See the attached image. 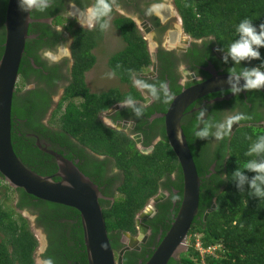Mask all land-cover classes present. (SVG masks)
Segmentation results:
<instances>
[{
    "label": "trees",
    "instance_id": "obj_1",
    "mask_svg": "<svg viewBox=\"0 0 264 264\" xmlns=\"http://www.w3.org/2000/svg\"><path fill=\"white\" fill-rule=\"evenodd\" d=\"M7 1L0 0V57L3 51ZM176 1L185 31L196 38L214 37L217 46L227 53L230 45L240 38L237 28L241 21L250 19L258 32L260 25H264V0ZM55 11V8L49 12L45 9L40 12L32 9L30 17L44 18ZM61 19V16H58L54 22L60 24ZM97 23V28L92 30L80 26L71 28V24L68 26L73 36L71 48L74 66L73 80L65 96L69 95L68 92L73 95L78 91L88 96L82 73L95 63V56L91 50L101 40L103 16L97 19ZM115 26L125 44L112 56L110 65L114 74L126 82L129 81L131 71L149 63V57L144 42L128 18L118 19ZM28 34H37V37L26 40L18 70L22 80L35 71L26 55L32 56L35 64L43 66L36 51L45 47L43 38L49 34L48 25L44 22H31L28 25ZM259 52V57L245 59L253 62L257 68H262L264 46L259 48ZM22 85H24L22 82L21 85H16L11 105L13 150L19 160L33 172L43 176L53 175L57 170L54 158L40 150L34 140L27 135L34 133L40 138L50 135V130L42 123L47 110V95L41 89L29 90L19 95L18 91ZM98 98L99 100L84 104L83 109L70 104L65 112L62 113L61 110L57 126L64 133H57L50 142L64 145L70 136L91 143L99 154L115 155L118 165L123 169L125 166L130 167L125 182L119 187L121 194L117 195L113 203L99 200L108 237L116 252L122 246L118 242L119 232L134 230V217L157 193L158 180L165 174L180 171V168L172 149L163 140L156 144L152 154L143 155L134 148L133 142L124 133L104 126L97 115L110 104L104 101V97ZM183 133L200 179L198 211L192 221L189 235L194 237L199 234L204 247L215 243L222 245L218 258L206 257V264H264V197L255 195L250 187V182L257 173L245 167L249 161L264 160V153L248 154L258 137L264 135V128L253 126L237 128L229 137L228 143L226 136L224 142L216 147L215 156L207 151L209 145L207 136L200 138L197 148L191 144L197 137L194 128L184 127ZM224 153L228 157L222 166ZM219 155L215 172L210 174L211 180L208 181L205 174L209 173L208 167ZM237 170L246 177L243 183L234 175ZM125 171L128 172L126 169ZM221 172L225 175L224 179L220 178ZM213 177L218 183L214 184ZM181 178L180 174L179 181H171L169 185L181 188ZM54 179L57 180L56 177ZM0 183L6 199L9 193H16L17 199L14 208L0 202V264H36L34 252L38 242L28 220L21 214L22 210L30 211L35 216V223L46 235L47 246L41 255L43 260L49 264H87L81 222L76 209L38 199L27 194L22 188H13L1 174ZM207 210L210 212L204 220L203 216ZM197 254L189 245L188 250L182 253L179 259L171 258L167 264H199ZM139 259H142V262L146 261L141 253L128 250L123 254L122 264H138Z\"/></svg>",
    "mask_w": 264,
    "mask_h": 264
},
{
    "label": "flooded vegetation",
    "instance_id": "obj_2",
    "mask_svg": "<svg viewBox=\"0 0 264 264\" xmlns=\"http://www.w3.org/2000/svg\"><path fill=\"white\" fill-rule=\"evenodd\" d=\"M46 2L45 11L49 12L54 8L56 11L44 18H32V22L46 23L49 29V34L43 38L45 47L36 51L43 66L35 64L33 57L26 55L35 71H32L25 80L18 75L16 85L18 82L24 84L18 91L19 95L35 89L45 91L47 110L42 123L50 130V135L48 132L46 138H40L34 133L27 135L35 144L38 139L42 146L62 154L75 165L81 166L82 169L79 170L84 175L87 174L86 176L97 185L103 195L100 200L109 204L121 194L119 187L125 182L130 167L125 166L128 170L126 172L118 165L115 155L99 154L91 143L70 136L65 140L64 145L50 142L57 133H64L57 126L61 110L62 113L65 112L70 104L83 109L84 104L99 100V96L104 97V101H108L110 105L98 113V120L104 126L124 133L139 153L150 155L159 141L163 140L168 144L163 115L173 98L182 90L206 81L213 74L243 75L244 72L261 71L264 68V65L262 68H257L247 59L237 63L229 53L217 46L212 36L196 38L186 32L176 0H106L112 11L103 16L101 40L91 50L95 56V63L82 73L88 96L81 91L73 95L68 92L69 95L65 96L73 80L74 66L71 48L73 36L68 26L71 24V28L80 26L89 30L97 28V19L91 24H82L80 18L87 17V8L95 6L98 0H46ZM33 9L40 12L37 6ZM58 16L62 18L60 24L54 22ZM121 18H128L131 21L136 33L144 42L149 57V63L131 71L129 81L126 82L121 81L114 74L110 65L112 56L125 44L115 26L116 21ZM110 34L117 35V43L105 50L104 44ZM31 36L35 38L37 34ZM65 48L68 49L67 55L62 54ZM45 51H50L53 56L60 58L54 60L46 57L43 55ZM99 60L103 63L100 65V70H95ZM145 84L150 87H143L142 85ZM201 112L203 116L200 115ZM241 119L247 120L241 121ZM250 124H260L261 127L257 128H264V95L259 90L248 87L238 91L223 89L205 95L192 102L184 110L181 118V127L194 128V134L210 125L206 137L209 141L207 151L214 156L216 147L224 142L226 136L228 143L229 137L237 128L251 126ZM200 138L197 136L191 144L198 148ZM227 157L224 153L222 166ZM219 158L220 155L208 167L209 173L205 174L208 181L211 180L210 174L215 172L216 161ZM180 174L182 177L181 169L175 170L158 180L157 193L134 217V230L119 232L118 242L122 246L115 252L116 256L120 249L129 244L133 247L128 250L141 253L146 260L152 255L169 230L180 206L183 179L181 178V188L169 185L171 181H179ZM220 178H225L222 172ZM212 179L215 181L214 184L218 183L214 177ZM221 187L220 185L219 188ZM45 263L49 264L47 261ZM142 263V259H139L138 264Z\"/></svg>",
    "mask_w": 264,
    "mask_h": 264
},
{
    "label": "water",
    "instance_id": "obj_3",
    "mask_svg": "<svg viewBox=\"0 0 264 264\" xmlns=\"http://www.w3.org/2000/svg\"><path fill=\"white\" fill-rule=\"evenodd\" d=\"M27 7V6H25ZM22 10L20 0H8L4 15V42L0 57V174L13 188H22L38 199L61 204L79 212L87 264H122L123 254L131 244L120 249L117 256L113 250L99 200L103 195L99 188L69 159L40 142L36 146L54 158L57 170L53 175H39L27 168L15 154L11 143V105L18 77V70L33 19L30 11ZM264 73V68L260 71ZM247 81L243 75L213 74L206 81L192 85L176 95L165 118V135L177 158L182 172L183 187L180 206L169 230L142 264H167L178 259L188 250L186 235L198 211L200 179L181 127L184 110L195 100L223 89H241ZM264 95V85L259 88ZM261 127L259 124H250ZM57 178V180L54 179ZM215 204L212 205V208ZM210 210L204 213L205 220ZM125 233V232H124Z\"/></svg>",
    "mask_w": 264,
    "mask_h": 264
},
{
    "label": "clouds",
    "instance_id": "obj_4",
    "mask_svg": "<svg viewBox=\"0 0 264 264\" xmlns=\"http://www.w3.org/2000/svg\"><path fill=\"white\" fill-rule=\"evenodd\" d=\"M33 6H37L40 10H43L47 7V2L46 0H20V7L22 10H27ZM111 11V6L106 0H98V3L95 6L87 9V21L91 24L93 20L106 16ZM101 27H104V25ZM57 30H59V27ZM237 31L240 33V38L229 47V54L233 60L238 63L245 58L259 57V48L264 46V25H260V31L258 32L250 19H244L239 23ZM62 54L67 55L68 49H63ZM43 55L54 60L60 58L59 56H53L50 51H45ZM243 75L247 81L245 86L248 88H259L264 85V73L260 71H247L244 72ZM142 86L150 87L146 84ZM234 91H238V89H234ZM200 115L203 116V112H201ZM209 129L210 125H207L201 131L196 132L195 135L201 138L206 137L209 134ZM217 136H219V133H217ZM252 153H264V135L259 136L257 142L251 146L248 154L251 155ZM245 167L248 170L257 173V175L251 180L250 187L254 190L255 195L258 197H264V187H262L264 186V160L259 162L255 160L249 161L245 164ZM234 175L239 179L240 183H243L246 179L239 170H237Z\"/></svg>",
    "mask_w": 264,
    "mask_h": 264
},
{
    "label": "rangeland",
    "instance_id": "obj_5",
    "mask_svg": "<svg viewBox=\"0 0 264 264\" xmlns=\"http://www.w3.org/2000/svg\"><path fill=\"white\" fill-rule=\"evenodd\" d=\"M80 19H81L80 21L82 22V24L88 23L87 17L80 18ZM108 37H110V38H108ZM108 37L106 38V43L104 44L105 50L108 49L109 47H112L113 44L117 43V41H116L117 35L110 34V36H108ZM98 59H99V57H98ZM102 63H103V61L99 60L98 63L96 64L95 70H100V65ZM18 85H21V83L18 82ZM4 192H5L4 189L1 187L0 188V202H4L5 205H7V207L14 208L15 202L17 200L16 199V193H9L8 199H6V195L4 194ZM21 214L28 220L29 225H30V229L33 232V234L36 237L37 242H38L37 248L34 252L35 262H36V264H46L45 261L41 258V255L47 246L46 235H45L43 229L40 228L39 226H37V224L35 223V216L32 213H30V211L22 210ZM186 238H187V242H188V236Z\"/></svg>",
    "mask_w": 264,
    "mask_h": 264
},
{
    "label": "built area",
    "instance_id": "obj_6",
    "mask_svg": "<svg viewBox=\"0 0 264 264\" xmlns=\"http://www.w3.org/2000/svg\"><path fill=\"white\" fill-rule=\"evenodd\" d=\"M186 244L187 247L190 245L193 247V249L198 253L197 256L199 258V264H206V257H212L214 259L218 258L219 256V251L222 248L221 244L215 243L211 244L207 247H204L202 245V240L201 236L199 234L194 235L192 237L191 235L188 236V242L186 238Z\"/></svg>",
    "mask_w": 264,
    "mask_h": 264
},
{
    "label": "bare ground",
    "instance_id": "obj_7",
    "mask_svg": "<svg viewBox=\"0 0 264 264\" xmlns=\"http://www.w3.org/2000/svg\"><path fill=\"white\" fill-rule=\"evenodd\" d=\"M31 23V22H30ZM210 257V256H209Z\"/></svg>",
    "mask_w": 264,
    "mask_h": 264
}]
</instances>
